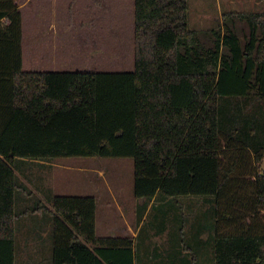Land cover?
Segmentation results:
<instances>
[{
    "label": "trees",
    "instance_id": "16d2710c",
    "mask_svg": "<svg viewBox=\"0 0 264 264\" xmlns=\"http://www.w3.org/2000/svg\"><path fill=\"white\" fill-rule=\"evenodd\" d=\"M224 19L245 23L244 39L229 26L202 40L189 0H135L133 70L27 71L22 11L0 0V264H16L17 160L132 157L137 198L212 197L218 219L235 218L221 209L243 186L233 174L264 155V10ZM254 177L253 216L264 212V173ZM48 198L53 208L22 214L51 211L53 264H137L133 238L97 235L95 196ZM232 228L217 227L215 264H264V227Z\"/></svg>",
    "mask_w": 264,
    "mask_h": 264
},
{
    "label": "rangeland",
    "instance_id": "374dc122",
    "mask_svg": "<svg viewBox=\"0 0 264 264\" xmlns=\"http://www.w3.org/2000/svg\"><path fill=\"white\" fill-rule=\"evenodd\" d=\"M229 2L230 0H189V25L199 31L202 40L212 43L213 29L225 33L229 26L234 27L244 39L248 32L247 25L239 20L235 23L230 20L228 26L227 20L224 19L225 13L264 10V0H234L231 5ZM18 5L27 22L26 25L24 23L27 54H30L31 49L28 46L32 34L31 24H44L52 21L66 22L74 28L71 39L74 43L66 51L67 56L70 55L72 58L87 62L92 57L99 55V62L103 67L95 69V71H123L135 68L133 0H18ZM51 47L59 50L58 46ZM96 52H101L103 55H94ZM69 68L71 69L66 70H82L75 65ZM24 69H29L26 61ZM55 71L65 70L55 69ZM231 161H233V156ZM231 161L226 164L229 165ZM243 162L245 164L243 163L242 167L233 174V180L239 181L243 186L241 189L233 188L231 190L232 195L235 196L233 205L231 204L230 207L228 205L221 206L222 210H227L234 215L233 220L217 218L218 207L216 199L212 197L192 194L166 196L159 193L154 208L143 228L140 229V236L136 238L137 264H146L142 254L143 249L147 254L150 253L148 251L155 249L156 255H148L150 259L154 257H160L161 260L168 259L174 256L171 251L180 252L183 249V256L174 253L182 261L193 259L192 252H195L196 264H215L213 234L218 225L221 230L227 233L234 232L232 227L243 222L248 225L253 223L264 227V212L260 211L255 216L251 214L254 202V175L258 171L264 173V155L256 167H252L253 158L251 156H246ZM13 166L21 183V187L16 191V210L21 213L16 222V264H38L43 258L46 264L53 263L52 253L50 257L48 247L49 243L53 244L54 236L53 229L49 228L47 221L52 216L51 211L41 209L27 215L22 214L27 208L41 205V201L53 208L51 202L42 198L43 194L46 197H48V193L52 192L61 195L78 194V192H85L88 187L99 186L98 183L103 185L108 183L111 185L123 184L125 187L127 185V191L128 193L130 191L132 199L134 201L141 199L136 198L132 193L134 183V159L132 157L73 156L49 161L17 160ZM193 197L197 202L193 204L187 202ZM209 199H211V203H205V205L204 201H209ZM245 202L249 205H245ZM132 204L128 205L132 206ZM242 213H246V216H241ZM22 220H28L30 231H33L34 227L35 229L39 227L34 237L37 241L44 240L40 245L41 248L35 249L38 250V254H41L40 258L36 254H32L34 250L32 252L29 250V254L25 251L28 248L25 247L26 244L23 245L21 239L26 240L28 237L19 233ZM184 221L187 226L185 227V245L187 244L188 248H184V243L181 241V227ZM193 223H197L199 227L195 230L196 232L191 231ZM163 232H166V235H163ZM202 238L204 240H201ZM160 239L172 243L171 251L169 247L164 246L165 251L159 247ZM145 242L147 246H144ZM175 243L178 245L181 243L182 249L175 246ZM22 248L25 252L21 251ZM166 250L168 253L165 254ZM159 252H163V254H157Z\"/></svg>",
    "mask_w": 264,
    "mask_h": 264
},
{
    "label": "crops",
    "instance_id": "0c3cea01",
    "mask_svg": "<svg viewBox=\"0 0 264 264\" xmlns=\"http://www.w3.org/2000/svg\"><path fill=\"white\" fill-rule=\"evenodd\" d=\"M133 2H134V14H135V0H133ZM14 3L17 5L19 10H21L18 5V0H14ZM229 3L230 5L233 4L234 0H230ZM24 18L26 17L25 16L23 17V42H22L23 69H24L25 61L29 68L27 71H55V69H62V70L68 71L66 69H71L69 67H71L72 65H75V67L77 68H82V70L75 69V70H80V71H95V69H99L103 67L99 62L100 60L98 58L99 55L96 57L94 56L96 54H102L101 52L99 53L96 52L93 55L94 57L90 56L92 58L89 59L87 62H83L81 60L72 58L70 55L67 56L66 51L70 49V47L73 46L72 43H74V41L73 42L71 41L74 28L72 25L66 22L58 23V22L52 21V22H48L44 24H39V23L34 24V25L31 24L30 29L32 30V34H31L30 42L28 44V46H30L31 49H30V54L29 53L27 54V48L25 49V46H26L25 44L26 43L25 42V25L27 24V22L25 21ZM134 25H135V19H134ZM134 38H135V33H134ZM26 40H27V36H26ZM51 46H58L59 50L52 49ZM101 60L103 61V59ZM251 154H252L254 164H255V152L251 151ZM98 185L99 186L88 187L85 192H80V193L78 192V194H72V195H93L98 199V208H97V217H96L97 235L100 237H128V238H133L134 241H136V238L140 236L139 235L140 229L143 228V225L145 224L152 209L154 208V204L157 201L159 193L152 199L141 198V199H138V201H134L130 195V191L129 193L127 191V188H128L127 185L126 187L123 184H115V185L112 184L111 185L107 183L106 185H103L102 183H98ZM49 189L52 191L51 188ZM132 193L135 196L134 183H133ZM50 195H55V193L54 194L53 192L51 194L48 193V196ZM43 196L42 198H45L47 202H51V199L46 197L45 194H43ZM210 200L211 199H209V201H204V204L211 203ZM41 202L44 203V201H41ZM187 202H190L193 204L197 202V200L194 199L193 197ZM130 203H133L132 206L128 205ZM50 204H52V202ZM49 207L51 206L49 205ZM25 214L27 215L29 213H25ZM52 218H53V215L50 216L47 219V221L49 223V228L52 227L53 229L54 219ZM193 224L194 225H192V229L194 231L193 230L191 231L196 232L195 230H197L199 227L197 226V223H193ZM28 226H29L28 220L26 221L22 220L20 222V226H19L20 232L19 233L22 236L25 234L28 237L26 240L21 239V241L23 245L26 244L25 247L28 248L27 250H25L26 252H28L29 250H31L30 252H32L34 250L32 254H36L40 258L41 254H38L37 252L38 250H35V249H37V247L41 248L40 245L42 244V242H44V240L37 241L34 237L37 230H39V227H37L36 229L34 227L33 231H30ZM16 232H17V229H16ZM164 234L166 235V232H163V235ZM215 234H216V231L213 234V244H214ZM29 239H30V242H29ZM201 240H204V238H202ZM52 241H53V244L49 243L48 247H49L50 257L52 253V261H53L54 236H53ZM181 241H182V236H181ZM90 245L92 244L90 243ZM183 245H184V248L185 247L188 248L187 244L186 245L183 244ZM144 246H147L146 242ZM164 246L169 247L170 249V247L172 246V243L166 242V241H163V239H160L159 247L163 249V251H165ZM175 246L179 248L182 246V244L180 243L178 245V243H175ZM16 247H17V235H16ZM15 251H16V248H15ZM21 251L25 252L23 251V248ZM30 252H28V254ZM148 252H150L149 254L156 255L155 249L148 251ZM171 252H172L171 254H173L174 256H172L171 258L162 259V260L160 259V257L159 258L154 257L150 259L148 256L149 254H147L146 250L144 249L142 251V254L144 256V261L146 264L149 262L150 264H190L189 260L188 262L182 261L181 258L179 259L177 255H175V254H179L180 256H183V252H184L183 249L180 252H175V251H171ZM135 253H137L136 245H135ZM166 253H168V250H166L165 254ZM157 254H163V252H159ZM38 264H46V262L44 261V258Z\"/></svg>",
    "mask_w": 264,
    "mask_h": 264
}]
</instances>
